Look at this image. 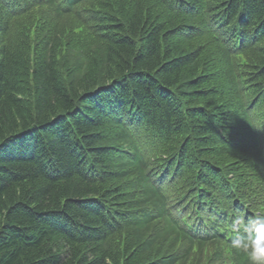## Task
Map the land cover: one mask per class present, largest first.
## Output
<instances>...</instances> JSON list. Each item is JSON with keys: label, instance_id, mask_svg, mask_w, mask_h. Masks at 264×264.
I'll return each mask as SVG.
<instances>
[{"label": "trees", "instance_id": "16d2710c", "mask_svg": "<svg viewBox=\"0 0 264 264\" xmlns=\"http://www.w3.org/2000/svg\"><path fill=\"white\" fill-rule=\"evenodd\" d=\"M217 194L264 209V0H0V264H249Z\"/></svg>", "mask_w": 264, "mask_h": 264}, {"label": "clouds", "instance_id": "9594fccd", "mask_svg": "<svg viewBox=\"0 0 264 264\" xmlns=\"http://www.w3.org/2000/svg\"><path fill=\"white\" fill-rule=\"evenodd\" d=\"M218 196L220 205L214 213L202 214V222L209 227L228 235L225 246L236 253L244 254L249 264H264V209L257 210L246 218L242 211L230 209L222 197ZM226 213L221 221L219 214ZM94 257H89L93 259ZM106 264L111 261L106 258Z\"/></svg>", "mask_w": 264, "mask_h": 264}]
</instances>
